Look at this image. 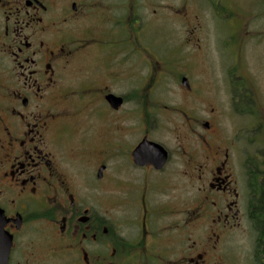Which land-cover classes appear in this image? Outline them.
<instances>
[{"label": "flooded vegetation", "instance_id": "flooded-vegetation-1", "mask_svg": "<svg viewBox=\"0 0 264 264\" xmlns=\"http://www.w3.org/2000/svg\"><path fill=\"white\" fill-rule=\"evenodd\" d=\"M132 2L125 3L120 16V0H0V210L11 239L6 264H264V227L256 222L264 223V191L249 182V151H243V164L236 153L243 136L251 146L255 130L264 143L262 91L245 70L250 50L264 60V22L255 21L264 19V0L246 6L250 18L236 17L230 29L217 27L218 48L222 39H242L237 54H223L229 64L220 58L223 86L212 83V77L203 81L207 91L228 97L208 112L199 146L179 155L184 165L170 167L171 152L160 143L168 152L160 168L138 164L133 155L144 138L155 141L148 134L152 123L170 109L192 127L201 119L196 112L158 104L155 75L140 80L129 94L111 89V66L104 62H120V48L111 51L105 45L120 46V25L129 28L122 17L129 15L134 46L139 42L141 17ZM212 10L216 16L223 9ZM180 70L185 92L202 96L206 89L191 82L184 67ZM160 72L166 77L171 70L163 63ZM109 94L122 97L119 108L110 105ZM130 100L138 102L148 128L124 171L161 180L133 174L120 181V198H112L115 207L120 205L119 215L110 209L107 161L112 152L102 144L109 116ZM229 110L258 127L220 139V119ZM257 152L264 157V146ZM172 173L181 175L184 190L176 206L157 198L172 185ZM246 237L248 251L238 252L236 245Z\"/></svg>", "mask_w": 264, "mask_h": 264}, {"label": "rangeland", "instance_id": "rangeland-1", "mask_svg": "<svg viewBox=\"0 0 264 264\" xmlns=\"http://www.w3.org/2000/svg\"><path fill=\"white\" fill-rule=\"evenodd\" d=\"M132 1L134 0H120V16L125 12L123 8L125 3L129 7L133 5L134 2ZM135 3V5H138V12L141 17L138 22L140 24L137 33L138 46H134L133 31L128 20L129 15L125 18L122 17L121 21H124L129 28L122 29L120 25V46L116 43L109 46L105 45V49L111 51L120 48V62L112 58H107L104 62L108 68L111 66L108 72V83L115 93L124 95L129 94L130 91L134 90V87L139 86L140 80L143 82L148 79V76L155 75L154 88L156 87V93L153 94L156 100L159 101L158 104H168L174 108H184L188 112L197 113V117L201 120L197 122L196 127H192L193 125H188L186 121H183L181 115L175 109L166 110L163 112L166 114L165 116L157 115L158 119L152 123V128L148 133L150 139L162 143L170 150L172 155L170 167L184 165L179 155L184 156V150L190 152L194 144H199L200 134L204 129L202 123L208 118V112L214 106L215 101H225L228 97L224 93L213 92L214 89L207 91V83L204 84L203 81L205 77H212L215 78L212 83L221 82L220 87H222L223 82L220 77L221 75L223 77L224 67L220 58L226 64H229L223 54H237L238 44L242 42V39L239 41L238 37L236 39H222L225 42L223 45L219 44L218 48L217 27H229L230 29L233 19L236 17L250 18L246 6L259 5V0H215V2L208 0H135ZM218 3H220L219 7ZM212 7L223 10L214 16L215 12ZM257 10L260 11L261 9L257 8ZM255 21L264 22V19L258 18ZM196 23L199 24L195 26ZM231 31L233 34L237 33L233 29ZM258 53L260 52L250 50L251 57H248L246 61L245 70L252 74L257 87L262 91L259 97L264 106V60L257 57ZM199 59L203 61L201 65H199ZM236 59L237 64L242 67L243 62L238 60L237 55ZM163 63L165 68L171 70L166 77L160 72ZM183 67L190 76V81L195 79L193 82L196 86L206 89H203L202 96L198 94V96L188 95L183 89L180 81L184 71L180 69H183ZM179 70L181 71L180 74ZM217 78H219V81ZM151 100L152 103L156 102L154 98ZM193 101L198 103L196 108L191 106ZM160 108L162 107L160 106ZM248 126L258 127L255 123L248 124L244 117L233 116L229 110L220 119L221 132L219 134H223L220 139L234 134L237 136L238 132ZM146 128L148 127L145 125L144 114L142 111L139 112L138 102L135 100L127 101L122 106L120 113L110 115L106 123L103 138L106 144H102V149L105 150V146H108L112 152L107 165L110 177V209H113L114 214L118 213L120 215V205L115 207L112 200L114 197L120 198V184L118 185L120 181L132 178L133 174L141 179L152 177L157 181L161 180L159 175L144 174L143 171L132 172L130 169L124 171L126 165H128L127 161L131 151L142 138L141 136ZM192 128H194V131H192ZM257 134L255 130L249 147L246 145L247 141L243 136L240 144L238 143L239 146L237 145L236 153L239 159L235 157L243 164L245 159L243 151H249V155L252 157L251 166L253 170V178L251 181L249 179V182L254 184L253 188L258 186L262 190L264 187V157L257 152V149L262 148L264 143L261 141L262 137L260 135L257 138ZM217 137L209 139L214 141ZM203 143L201 138L202 147L204 146ZM243 170L242 165L240 169L237 164V172L242 173ZM180 177V174L172 173L170 178L172 185L164 193L158 194L157 198L164 199L163 201L176 206V203H179L184 197ZM112 179L115 180L114 183H111ZM128 183V186L135 191L136 185L131 181H128ZM187 195L191 197V187L187 190ZM189 206H191V203ZM175 217H172L173 221ZM238 243L236 250L247 252L250 238L246 237Z\"/></svg>", "mask_w": 264, "mask_h": 264}, {"label": "water", "instance_id": "water-1", "mask_svg": "<svg viewBox=\"0 0 264 264\" xmlns=\"http://www.w3.org/2000/svg\"><path fill=\"white\" fill-rule=\"evenodd\" d=\"M183 84L189 85L186 78L183 79ZM107 99L110 105L115 109L119 108L123 102L122 97L114 94H109ZM133 155L138 164L151 162L157 168H160L165 164L168 152L162 144L144 138L134 149ZM4 224V214L3 211L0 210V264H6L11 244V239L4 230Z\"/></svg>", "mask_w": 264, "mask_h": 264}, {"label": "trees", "instance_id": "trees-1", "mask_svg": "<svg viewBox=\"0 0 264 264\" xmlns=\"http://www.w3.org/2000/svg\"><path fill=\"white\" fill-rule=\"evenodd\" d=\"M263 191H264V187H263V189H262ZM262 209H264V203L262 202ZM256 222L258 223V226L262 229L263 227H264V223H262V220L260 219V218H258L257 220H256ZM264 230V229H263Z\"/></svg>", "mask_w": 264, "mask_h": 264}]
</instances>
